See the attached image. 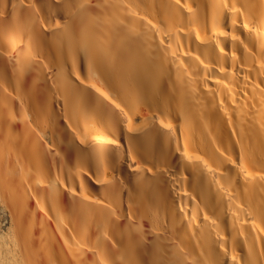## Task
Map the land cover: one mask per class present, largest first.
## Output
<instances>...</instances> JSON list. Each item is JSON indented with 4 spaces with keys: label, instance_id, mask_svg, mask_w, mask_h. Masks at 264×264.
<instances>
[{
    "label": "bare ground",
    "instance_id": "6f19581e",
    "mask_svg": "<svg viewBox=\"0 0 264 264\" xmlns=\"http://www.w3.org/2000/svg\"><path fill=\"white\" fill-rule=\"evenodd\" d=\"M0 210V264H264V0H0Z\"/></svg>",
    "mask_w": 264,
    "mask_h": 264
},
{
    "label": "rangeland",
    "instance_id": "374dc122",
    "mask_svg": "<svg viewBox=\"0 0 264 264\" xmlns=\"http://www.w3.org/2000/svg\"><path fill=\"white\" fill-rule=\"evenodd\" d=\"M1 211V210H0ZM4 214L2 213V211H1V213H0V232H3V231H5L6 229H7V223H6V219H5V215L3 216ZM3 217V218H2ZM5 219V220H4ZM6 225V226H5ZM2 228V229H1Z\"/></svg>",
    "mask_w": 264,
    "mask_h": 264
}]
</instances>
